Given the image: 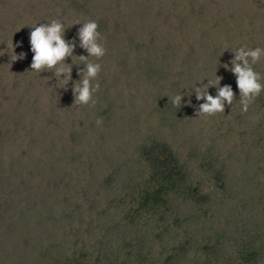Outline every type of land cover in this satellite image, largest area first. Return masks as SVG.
I'll return each mask as SVG.
<instances>
[{
	"label": "rangeland",
	"instance_id": "rangeland-1",
	"mask_svg": "<svg viewBox=\"0 0 264 264\" xmlns=\"http://www.w3.org/2000/svg\"><path fill=\"white\" fill-rule=\"evenodd\" d=\"M35 1L12 9L29 15L23 36L47 23L36 18ZM38 1L63 20L66 3ZM202 1L207 38L194 40L217 51L206 49L198 62L184 60L186 53H157V75L141 68L144 54L104 57L93 99L108 95L110 114L99 126L86 115L91 103L73 105L72 88L85 67L78 60L65 89L53 72L31 71L30 40L13 43L15 54H26L23 60L13 62V49L0 48V264H246L239 256L249 249L262 260L255 264H264V91L243 112L236 76L224 67H232L241 47L264 49V0ZM147 8L149 17L156 15V1ZM101 9L109 17L97 16L107 24L101 22L102 36L124 26L136 29L139 22L149 30L152 19L131 18L115 3ZM73 25L66 28L74 33ZM252 67L264 84V57ZM121 73L127 80L117 82ZM216 75L223 77L221 87L231 85L236 100L225 113L196 116L204 101L194 90L208 81L214 85ZM208 92L215 96L217 89ZM177 94L184 97L181 108L172 103ZM151 141L169 146L188 183L206 198L203 206L171 198L164 209H138L147 184L137 150ZM60 147V164H33L32 151Z\"/></svg>",
	"mask_w": 264,
	"mask_h": 264
},
{
	"label": "trees",
	"instance_id": "trees-1",
	"mask_svg": "<svg viewBox=\"0 0 264 264\" xmlns=\"http://www.w3.org/2000/svg\"><path fill=\"white\" fill-rule=\"evenodd\" d=\"M29 1L31 0H0V48L4 47L3 51L12 50V43L17 44L18 39L23 42L30 40V33H26L24 36L22 35V31L25 30L26 19L29 15L24 16L26 11L22 14L17 11L13 12L16 5L22 3L27 4ZM154 1H156L157 5V9L155 10L156 15L151 18L149 17L150 8H147V6L148 2L154 3ZM35 2L38 10L36 14L38 20L41 18V22H43L44 17L47 23H51L54 19L59 20V18H57L58 15L55 16L53 13H46L45 8L48 7L47 4L45 6L42 1L38 0ZM47 2L51 5L59 2L66 3L65 5L67 7L63 12V20L61 22L65 27L72 25V22L74 23L73 28H75V32L73 33L72 30L68 29H66L65 32V39L67 41L76 40L77 47L74 53L80 50L83 51V53H87L83 48L79 47L78 30L83 25H76V22L79 21L80 23H84L88 20H94L98 23V31L102 32V25L104 22L102 20L99 21L97 16H103L104 20L109 19L108 16L102 15L107 11L101 8L103 5H110L113 3H115L117 7H120V9L124 7L127 15L131 18H138L145 22L150 19H152V21L150 20L147 23L149 30H147V27L144 29L141 22H139V26L136 29L132 30L129 29L128 26H124L120 29H116L114 35H104L103 37L106 39L101 40L100 43H102L107 50L104 56L105 58L110 59L109 57L112 55L128 56L130 54H144V58L138 61L143 65L141 68L146 70L153 68L150 69L148 73L157 75V67L153 64V59L157 53H186L184 60L187 58L188 61L198 62L205 58V53H207L206 49L208 51H212V49L217 51L215 46L202 41L207 38L205 37L207 31L204 29L207 12L203 1L198 3L197 0H47ZM5 5H9L8 12L11 13L6 12L4 9ZM27 6H29V4H27ZM96 8L100 14H96ZM142 9H144V13ZM2 12L8 14L3 15ZM65 12L68 13L66 14ZM93 12L95 14H92ZM116 20L119 19L116 18ZM106 26L107 24L103 25L104 28ZM137 37H140V39ZM195 38L202 40H194ZM189 39L190 41H188ZM174 42L178 43L177 47L173 44ZM195 47L197 48L195 49ZM103 58L98 59L100 65ZM70 59L71 58H68L67 60ZM68 62H71V60L66 63ZM127 73H121L114 79L117 82L124 81L123 79L127 77ZM95 97V105H91L92 109H88V112L91 113L87 112L86 115L92 116L93 122H96L98 119L108 120L110 114L108 95L96 94ZM84 110L87 111V107L83 106V111ZM19 122L20 119L16 122V127L21 126ZM22 126H25L23 122ZM54 132V134L57 135L62 131L60 129H55ZM5 135L6 133L3 134L4 137H2V139L5 138ZM1 144L3 143H0V145ZM55 151H58L60 155H53ZM32 152L36 154L33 158V164H42L43 167L49 168L58 162L61 163L64 150L60 147L58 149L49 150L46 154L43 151L40 153L38 150ZM137 154L140 161L145 166V182L147 184L138 194L139 210L152 211L159 208L164 209L166 207L165 205L171 201V198L180 199L182 202L191 203L196 206H203V204L207 202L206 198L200 195L196 188L188 183L186 171L183 166L180 165L177 157L169 146L164 142L151 141L141 145L137 150ZM74 157L75 160H77V156ZM53 169H57V167L55 166ZM45 170L48 169H44V171ZM59 170L60 168L57 169V171ZM239 258L245 260L246 264H255L256 262L262 261L261 258H259L258 251L254 249L242 251ZM65 264L83 263L71 260ZM91 264H101V262L96 260V262Z\"/></svg>",
	"mask_w": 264,
	"mask_h": 264
},
{
	"label": "clouds",
	"instance_id": "clouds-1",
	"mask_svg": "<svg viewBox=\"0 0 264 264\" xmlns=\"http://www.w3.org/2000/svg\"><path fill=\"white\" fill-rule=\"evenodd\" d=\"M82 24L83 26L78 30L79 47L83 48L87 53V57L80 55L74 56V50L77 47L76 40L67 41L65 39L66 27L59 20H52L51 23L39 24V26L32 27L30 33V50L33 53L32 62L30 65L31 71L42 73L44 71L53 72L58 81H63L64 88L72 81V68L74 59L84 65L83 70L78 71L80 79L74 83L72 93L74 97L73 105H89L94 106L95 100L93 94L100 88V84L96 81L101 71L99 63L90 61V57L101 59L106 54V48L100 43L105 40L101 33L98 31V23L94 20H88ZM19 47L20 45H16ZM8 47V45H7ZM13 52L11 60L13 62L23 60L26 56L21 52L18 55ZM261 57H264V49L255 48L248 49L246 46L239 48L234 53V59L230 61L232 65L229 68L228 64L224 67L231 71L236 76V85L239 90L240 103L242 111L247 112L250 105L253 104L257 97L264 91V84H262L261 76L255 72L252 65L256 64ZM68 58L72 59V64L66 63ZM63 78L61 79V77ZM223 77L216 75V83L210 86L208 84H201V87L195 88V96L197 101L203 100L196 110V116H213L218 113H225L226 105L231 106L236 100L231 85L220 86ZM215 87L217 94L215 96L209 94L208 89ZM184 97L182 94H177L172 98L174 106L181 108ZM188 103H191L189 100ZM97 125L102 124V120L96 121Z\"/></svg>",
	"mask_w": 264,
	"mask_h": 264
}]
</instances>
